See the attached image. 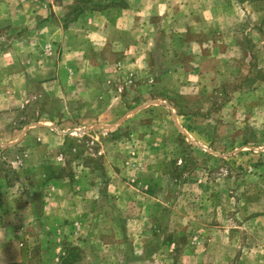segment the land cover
<instances>
[{"label":"rangeland","instance_id":"rangeland-1","mask_svg":"<svg viewBox=\"0 0 264 264\" xmlns=\"http://www.w3.org/2000/svg\"><path fill=\"white\" fill-rule=\"evenodd\" d=\"M0 264H264V0H0Z\"/></svg>","mask_w":264,"mask_h":264}]
</instances>
